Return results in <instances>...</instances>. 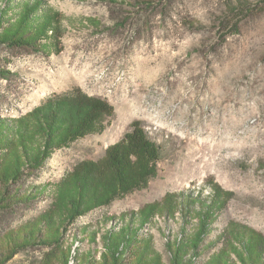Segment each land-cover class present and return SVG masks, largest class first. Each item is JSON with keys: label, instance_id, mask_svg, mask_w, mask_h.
Wrapping results in <instances>:
<instances>
[{"label": "rangeland", "instance_id": "rangeland-1", "mask_svg": "<svg viewBox=\"0 0 264 264\" xmlns=\"http://www.w3.org/2000/svg\"><path fill=\"white\" fill-rule=\"evenodd\" d=\"M22 2L51 24L34 49L0 46V197L24 147L38 156L6 187L0 262L102 264L105 239L123 231L127 264H172L181 244L187 260L198 245L191 264H264V0H0L10 24ZM77 93L111 117L46 149L44 109ZM134 122L160 150L155 176L78 191Z\"/></svg>", "mask_w": 264, "mask_h": 264}, {"label": "trees", "instance_id": "trees-1", "mask_svg": "<svg viewBox=\"0 0 264 264\" xmlns=\"http://www.w3.org/2000/svg\"><path fill=\"white\" fill-rule=\"evenodd\" d=\"M11 10V6L8 4L6 10ZM19 8L21 9V16L15 22L7 21L4 16V11L0 12V46H4L10 49L23 48L34 49V41L38 40V37L42 34L45 35L49 31L51 22L48 17H44L41 20L35 16V11L39 9V5L20 3ZM3 14V15H2ZM32 20H36L37 24L33 25ZM6 25V26H4ZM9 73L0 70V77L6 78ZM48 116L51 118L47 119L49 123L45 137H46V149L51 148V145L60 139V144L63 145V140L69 137L81 136L87 132H92L97 125V121L104 117H111L113 109L109 106L106 101L99 98L88 97L84 94L77 93V95H67L63 96L56 101L49 103L48 109H44ZM56 132V133H55ZM23 152L24 161L19 162L17 160L16 167L12 172L7 174L5 183H2L3 187L10 181L19 183L20 176H22V169L25 167L32 168L38 159V156L33 154L30 147H24ZM160 160V150L158 146L149 139L146 131L139 122H134L130 126V131L124 135V137L114 146L107 150V155L100 167H93V170L89 168L85 171H90L85 174L83 178H80L76 183L79 190H84L89 192L90 188H94V182H96L95 187L98 189H107L112 187V192L115 193L117 190L125 191L132 190L136 188H144L147 185L149 179L153 178L156 174V164ZM88 166L85 165L84 168ZM83 168V167H82ZM33 169V168H32ZM91 169V168H90ZM95 169V170H94ZM103 171V173H99ZM93 172V175H92ZM94 175H98L99 180L96 181ZM106 180V181H105ZM83 181V182H82ZM117 181V182H116ZM82 189H81V184ZM3 189L2 197H0V206L2 199L7 197L6 194L9 192L7 188ZM9 195V194H8ZM18 199H21L22 195L15 194ZM30 195H25L24 199H29ZM81 197V195H80ZM78 200V199H77ZM72 202V208L77 209L79 207V202ZM10 203L12 200H6ZM9 203L4 204V207H8ZM178 207L181 208L182 217H186L188 210H191L189 200H180ZM213 206L206 207L203 209L202 215L205 222L211 221L213 219L212 210ZM209 210V213L205 212ZM206 225V224H205ZM41 227H32L27 234V239H33L35 232L37 231V237L41 233ZM205 233V232H204ZM203 233V234H204ZM122 231L121 233L109 234L104 241L105 254L103 256L104 260L102 264H109L107 259L110 260V264H127V253L131 251L129 249L128 237ZM127 237V238H126ZM135 240H131V243H135ZM20 244L17 243L16 246ZM15 243L13 244V248ZM185 244L177 245L174 252H172V264H191L196 261L199 256L198 245L193 244L190 247V254L192 255L191 260H187ZM8 251V250H7ZM11 254V253H10ZM0 264H3L0 262ZM85 264H91L89 261Z\"/></svg>", "mask_w": 264, "mask_h": 264}]
</instances>
